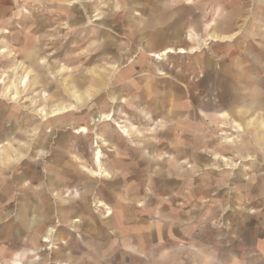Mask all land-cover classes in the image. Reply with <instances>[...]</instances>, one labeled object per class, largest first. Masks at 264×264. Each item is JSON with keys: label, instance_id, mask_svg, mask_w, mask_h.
<instances>
[{"label": "rangeland", "instance_id": "obj_1", "mask_svg": "<svg viewBox=\"0 0 264 264\" xmlns=\"http://www.w3.org/2000/svg\"><path fill=\"white\" fill-rule=\"evenodd\" d=\"M262 2L0 0V187L30 172L33 210L57 201L71 223L51 213L25 232L8 216L17 202L0 198V264H264V188L249 199L235 183L264 180L237 151L242 107L264 105ZM166 46L197 51L148 57ZM104 114L113 121L94 122ZM49 230L60 241L46 243Z\"/></svg>", "mask_w": 264, "mask_h": 264}, {"label": "crops", "instance_id": "obj_2", "mask_svg": "<svg viewBox=\"0 0 264 264\" xmlns=\"http://www.w3.org/2000/svg\"><path fill=\"white\" fill-rule=\"evenodd\" d=\"M236 35H238V34H236ZM33 50H34V48H33ZM33 50L31 52L33 54H36V52H33ZM92 73H93V71H92ZM234 75H235V73H233V76ZM255 91L264 92V87H259L258 86L255 89ZM263 96H264V94H263ZM235 100H236L235 99V94L232 93V101H233L232 106L233 107H237L235 105ZM242 108L247 109V112L243 113L244 115H248L249 114L248 115V119L245 122V125L247 124V129H246L245 133H247L248 135H247V137L244 138V141H246V143H247V147L240 148L239 147V139H237V141H238V149H237V151H238V153H242L243 155H250V156H253V157L257 158V160H253V159L248 158L250 161L246 162L245 164L249 165L248 166L249 169H250V167H253L255 169L258 168V170H255V171H258V173H263V175H264V150H263L264 147H263V149H261L260 147H257V146L255 147L254 146V145H258L259 146L260 144H262V140L264 141V130H263L264 129V105H263V101L259 100V99L258 100H254L252 102L246 103L245 106L242 107ZM237 109H238V111H240V109H241L240 106H238ZM9 149L10 148H8L6 150L7 154H8V152H10ZM234 154L235 153H234V150H233V156H234ZM19 157L21 159L23 158L22 155L19 156ZM19 157L17 158V160L21 161V159H19ZM12 160H13L12 156L8 155L7 162H11ZM261 167H263V168H261ZM29 173L30 172H25V173H21L19 175H16V176L25 175L23 181L19 182V184L22 186V188H24L22 191L19 189L20 186L16 182L17 181L16 180L17 179L16 176L14 177L13 183H12V186L14 188L13 190L9 189V186L8 187H0V189H1V191H0L1 201H4L5 199H8V201H9L11 199V200H14L13 203H15V201L17 202L16 203L17 205H15V208L10 210V212H8V216H13V218H12L13 219V225L22 227L25 232L26 231H31L35 226H37L39 228L38 230L41 231L43 229V226L47 222V220L52 219V216H50L51 213H55L63 223L64 222H69L70 221L69 212L64 210V208H65L64 206H63V208H60L58 206V202L57 201H55V203L57 204L55 206L59 208L58 212L57 211L48 212L46 210V207L48 205L52 206V204L54 202L46 201L45 198H42L39 202H37V204H35L36 210H33L34 209V205H33V202H31V197H29V196H31L29 194V192H28L29 189L25 188L26 187L25 186V179H27L28 175H30ZM249 176L251 177L250 181H246L245 179H242V180L237 179L235 181V183H236L238 188L241 187L243 189H246V190H244V192L247 193V196L249 197V199H256V197H257V190L256 189L257 188H262V187L264 188V180L261 181V179H258L257 175H253V176L249 175ZM259 177H261V175ZM4 181H5V179H3L2 182H4ZM0 186H2V185H0ZM12 192H13V194H12V196H10L9 193H12ZM21 192L22 193L24 192V193L21 194ZM23 197H25L26 199L23 198ZM22 208L29 209V213L27 215H24L23 217H21V219L23 220V223H21V221L19 223V220H18L19 212L18 211L21 210ZM88 209H89V207H88ZM63 212L64 213L66 212L65 213L66 214L65 217H62L63 216L62 215ZM59 214H61V215H59ZM35 218H38L39 221L33 222L35 220ZM89 218H90V216H89ZM33 223H35V224L33 225ZM73 225L76 226L75 224H73ZM48 233H49V231L46 233L47 237H48Z\"/></svg>", "mask_w": 264, "mask_h": 264}, {"label": "bare ground", "instance_id": "obj_3", "mask_svg": "<svg viewBox=\"0 0 264 264\" xmlns=\"http://www.w3.org/2000/svg\"><path fill=\"white\" fill-rule=\"evenodd\" d=\"M78 1V0H77ZM195 0H186V2L187 3H192V2H194ZM74 3H77L76 1H74ZM119 4V3H118ZM118 4H116L115 6H117ZM261 5H263L264 6V2H262L261 3ZM117 8H119V7H117ZM165 14V13H164ZM175 16V15H174ZM172 18V14H170L169 16H161V15H155V18L153 19L154 20V24L155 25H157V26H160V25H162V24H164L166 21H168V20H170ZM178 20V19H177ZM174 21H176V20H174ZM181 21V20H180ZM179 22V21H178ZM150 23H152V22H150ZM172 24V23H171ZM171 24H169V25H171ZM176 24V23H175ZM174 24V25H175ZM181 25L183 24V22L182 23H180ZM168 25V26H169ZM179 25V24H178ZM184 25V24H183ZM165 26V25H164ZM163 26V27H164ZM173 27V26H172ZM174 29H175V31H173L172 32V34H171V36L172 37H174V38H179L180 37V39H181V36H182V33H181V30H179V28H175L174 27ZM8 30V29H7ZM7 30H5V29H2L1 31H0V33L3 35V34H9L10 32L9 31H7ZM188 40L190 39V40H192V39H194V37L192 36V35H188V38H187ZM195 51H197L196 50V48H192V50H189V49H186V48H183V47H180V48H174V47H172V46H166V47H164L162 50H160L159 52H154V51H152L151 53H149L148 54V57H151L152 59H154V60H157V61H164L165 59H167L168 57H169V55H172V54H179V55H188V54H190V53H196ZM2 53H7V51L5 50H3L2 51ZM91 69V68H90ZM94 73V72H93ZM100 73V72H99ZM102 74V73H101ZM72 80V79H71ZM92 80L94 81V78H92ZM28 81H29V79H28V76H26V77H24V78H20L19 80H18V84H20L21 86H27V83H28ZM2 83H4V81L3 80H1L0 81V84H2ZM76 83H77V81H76ZM78 84V83H77ZM79 86V85H78ZM14 87H15V83H13V85L11 86V88H9V90H8V92H9V96H12V98H11V100L12 101H15V102H17L18 100H19V95L18 94H11V91L14 89ZM100 88V87H99ZM98 88V89H99ZM104 88V87H103ZM101 89V88H100ZM99 89V90H100ZM20 91V90H19ZM75 93V92H74ZM25 96V95H24ZM50 100V99H49ZM48 101V100H47ZM20 102V101H19ZM54 102V101H53ZM65 103V102H64ZM221 106H224V104H220ZM75 107L76 106H69V107H62V108H58V109H55V110H53L51 113H47L46 111H45V109H41L40 110V115L42 116V117H52V116H57V115H61V114H64V113H66V112H69V111H72L73 109H75ZM17 108V107H16ZM220 116V115H219ZM178 117V116H177ZM229 117V116H228ZM166 118V117H165ZM113 119H114V114H104V115H99V116H97V119H95V121L94 122H100V123H105V122H110V121H113ZM172 119V118H171ZM145 120V119H144ZM150 121V120H149ZM164 121V120H163ZM169 121V120H168ZM145 122V121H144ZM143 122V123H144ZM147 122V121H146ZM161 123V122H160ZM223 123V122H222ZM59 126V125H58ZM224 127V126H223ZM34 128V127H33ZM91 128V127H90ZM90 128H88V127H85V126H81V127H79V128H77V130H78V132L77 133H79V134H82V133H87V134H89V132H91L90 131ZM183 128V127H182ZM40 129V128H39ZM264 130V129H263ZM126 131V130H125ZM126 134L128 135V132H126ZM258 134V133H257ZM98 135V134H97ZM124 135H125V133H124ZM234 137V136H233ZM43 139V138H42ZM45 139V138H44ZM100 139V138H99ZM101 140V139H100ZM225 140H227L229 143H234V140H232V139H225ZM142 141V140H141ZM218 141V140H217ZM238 142V141H237ZM100 143V142H99ZM46 144V143H45ZM104 145H106V143H104ZM163 145V144H162ZM165 146V145H164ZM167 147V146H166ZM0 148H2L1 146H0ZM30 148V147H29ZM241 148V147H240ZM237 149V148H236ZM29 150V149H28ZM234 150V149H233ZM182 151V150H181ZM24 153V152H23ZM64 156V155H63ZM66 156V155H65ZM25 159V158H24ZM251 159V158H250ZM221 161H224V162H226L227 160L226 159H223L222 158V160ZM240 162H241V160H240ZM244 162V161H243ZM242 163V162H241ZM65 164V163H64ZM95 164H98L99 165V168H100V170H102V163H101V152L100 151H97V153H96V160H95ZM219 164V163H218ZM240 164V163H239ZM6 166H8V165H6ZM164 166H165V164H164ZM167 167V166H166ZM176 167H177V165H176ZM10 168V167H9ZM12 168V167H11ZM181 168V167H180ZM191 168V167H190ZM263 168V167H262ZM224 169V168H223ZM225 170H227V169H225ZM166 173V172H165ZM93 174L94 175H97L98 173H96V172H93ZM99 175V174H98ZM102 175V174H101ZM106 175V174H105ZM184 175V174H183ZM182 175V176H183ZM190 175V174H189ZM24 176L25 175H22V176H16V182H17V184L20 186V190L22 191L24 188H22V186L19 184V182H22L23 181V179H24ZM107 176H109V174H107ZM180 176V175H179ZM249 177V176H248ZM183 178H185V177H183ZM182 181V180H181ZM247 181V180H246ZM26 188V187H25ZM39 188V187H38ZM38 192V191H37ZM24 193V192H23ZM22 192H21V194H23ZM8 194V193H7ZM10 194V193H9ZM55 195V194H54ZM29 197H31V196H29ZM40 197V196H39ZM7 198V197H6ZM15 198V197H14ZM23 198H25V197H23ZM175 198H177V197H175ZM26 199V198H25ZM28 199V198H27ZM38 199V198H37ZM99 204V207H101V208H105L107 211H108V216H110V215H112L113 214V212H111V208H109V207H107V205L106 204H104L103 202H99L98 203ZM53 205H57L56 203H53L52 204V206L51 205H48L47 207H46V210L48 211V212H52V208H54L55 209V211H59V208L58 207H53ZM142 205V204H141ZM172 206V205H171ZM185 206V205H184ZM22 207V206H21ZM32 207V206H31ZM32 209V208H31ZM160 211V210H159ZM19 212V215H18V220H19V223H20V221H21V223H23V220L21 219V217H23L24 215H27L28 213H29V209H27V208H22L21 210H19L18 211ZM160 213V212H159ZM21 219V220H20ZM26 219V218H25ZM37 221H39V219L38 218H35V220L33 221V222H37ZM76 222H78V220L76 221ZM35 223H33V225H34ZM67 224H71L70 222H67ZM71 226V225H70ZM51 232H53L52 230L50 231L49 230V233H48V239L45 241L46 243H52L53 241H60V239L62 238V235H63V232L62 231H55L56 232V234L54 235L53 233H51ZM32 255V254H31ZM24 260V259H23ZM9 264V263H8Z\"/></svg>", "mask_w": 264, "mask_h": 264}]
</instances>
